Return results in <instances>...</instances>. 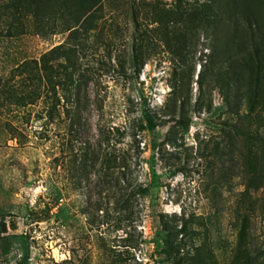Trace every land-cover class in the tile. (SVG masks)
Returning <instances> with one entry per match:
<instances>
[{"label":"rangeland","instance_id":"1","mask_svg":"<svg viewBox=\"0 0 264 264\" xmlns=\"http://www.w3.org/2000/svg\"><path fill=\"white\" fill-rule=\"evenodd\" d=\"M205 1L103 0L95 7L102 17L81 60L90 73L88 135L143 124L133 168L144 192L131 230L144 242L129 249L132 263L264 264V185H249L255 170L264 174V144L247 140V132L264 137V118L247 117L232 72L205 71L216 28L189 21ZM19 19L13 35L5 23L0 35V264H103L105 241L124 250L117 240L125 232L105 221L95 190L88 200L86 179L77 182L60 164L57 133L66 122L47 113L49 83L27 85L16 70L66 42L68 31L60 19L42 33L32 18ZM134 48L143 57L139 71ZM12 86L36 89L38 97L9 102ZM183 100L182 122L155 124L179 116ZM162 220L175 232H159Z\"/></svg>","mask_w":264,"mask_h":264},{"label":"trees","instance_id":"2","mask_svg":"<svg viewBox=\"0 0 264 264\" xmlns=\"http://www.w3.org/2000/svg\"><path fill=\"white\" fill-rule=\"evenodd\" d=\"M102 1L0 0V35L4 23L7 34L13 35L17 29L15 21H19V17L32 18L39 33H42L45 25L56 27L57 19L62 21L64 30L68 31L66 42L54 46L40 60L22 63L16 70H19L18 75L22 76L27 85L42 80L49 83L54 103L47 113L52 121L59 118L60 122H66L65 132L57 133L63 158L60 164L72 178H77V182L86 179L90 187L88 200L95 190L102 199L100 203L104 205L102 210L105 221L111 223L115 231L122 229L125 232V236H120L117 240L121 242V247H125L124 250L106 247L105 241L102 246L103 264H137L138 262L129 261V249L144 242L143 239L136 238L131 230H134L132 220L136 203L144 192L143 183L133 168L134 158L136 164L140 160L141 150L137 137L143 124L100 126L94 137L88 135L91 125L86 111L90 99L84 85L88 83L90 73L83 68L81 60L86 55L89 34L98 26L102 17L101 7L95 8ZM86 4L90 6L86 7ZM190 16L189 21L192 23L201 24L203 21L216 28L209 44L211 52L207 56L205 71L213 74L217 68L224 69V74L232 72L238 82L235 87L238 101L240 105L246 102L248 107L247 117L264 118V0H207ZM20 26L24 27L22 22ZM131 63L136 71L143 64L142 53L136 48L133 49ZM11 90L14 93L8 96V101H14V104L16 101L23 105L33 104L38 97L36 89L18 93L12 86ZM184 104L185 100L181 102L179 116L171 113L157 118L155 124L164 126L182 122ZM150 115L152 119L156 118V115ZM247 134V140L252 142L251 146L257 147L258 142L264 144V137L258 136V133ZM127 137L130 138L129 143L124 142ZM132 151L136 152L137 157H134ZM263 175L255 170L249 177V185L259 189L264 185ZM159 232L172 234L175 231L164 223ZM181 245L180 242L172 244L174 254ZM164 261H173L171 254Z\"/></svg>","mask_w":264,"mask_h":264}]
</instances>
